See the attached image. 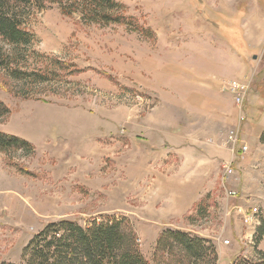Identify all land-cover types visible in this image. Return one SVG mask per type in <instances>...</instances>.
Returning a JSON list of instances; mask_svg holds the SVG:
<instances>
[{
  "label": "rangeland",
  "instance_id": "374dc122",
  "mask_svg": "<svg viewBox=\"0 0 264 264\" xmlns=\"http://www.w3.org/2000/svg\"><path fill=\"white\" fill-rule=\"evenodd\" d=\"M117 1L149 28L162 21L165 13L177 38L180 12L188 9L193 19L202 20L222 39H231V0ZM25 13L24 27L33 35L27 53L75 65L81 72H64L61 81L39 85L24 98L17 94L19 84L0 71V103L8 109L0 115V132L34 147L32 154L0 151V263L23 264L24 247L50 222L66 219L84 226L104 217L123 216L135 231L148 264H159L155 242L165 229L209 240L217 251V264H232L239 258L256 264L253 236L258 222L253 218L251 224L245 223L244 218L253 208L264 213V144L258 136L264 129V59L260 65L252 64L242 78H231L235 71L223 73L228 92L232 80L245 87L242 104H231L230 125L215 128L218 135L226 130L224 145L233 158L221 163L215 189L195 203L191 212L175 218L156 212L163 205L154 197L156 186L146 185L144 191L135 193L133 182V174L141 175V170L133 164L132 146L147 145L143 129L158 107L147 87L163 85L165 80L163 59L153 49L155 42L124 26L84 25L75 15L61 14L56 5ZM236 19L238 25L241 19ZM168 29L160 25L158 30L165 35ZM39 67V62L31 60L26 68ZM121 87L151 100L135 98ZM223 107L228 109L227 100ZM64 116L66 121L75 120L78 129H67L66 122L56 121ZM231 132L235 141L229 140ZM241 146L247 150L242 152ZM94 152L103 155L97 167L85 161ZM224 165L231 166L232 174L223 173ZM144 172L147 176L149 170ZM257 249L264 251V240Z\"/></svg>",
  "mask_w": 264,
  "mask_h": 264
},
{
  "label": "crops",
  "instance_id": "0c3cea01",
  "mask_svg": "<svg viewBox=\"0 0 264 264\" xmlns=\"http://www.w3.org/2000/svg\"><path fill=\"white\" fill-rule=\"evenodd\" d=\"M180 13L178 38L165 13L154 26L149 22L156 34L153 49L163 59L160 66L165 80L163 85L148 84L147 92L158 107L143 129L147 145H134L131 152L133 164L141 170V175L133 174L135 193L144 191L146 185L156 186L154 197L163 202L156 212L175 218L191 212L195 203L215 189L221 163L233 158L224 145L226 130L220 135L215 131L217 126L230 125L234 111L223 73L235 71L231 78H242L252 64L260 65L264 59V0H231V39L225 40L199 18L193 19L192 11ZM238 17L241 20L236 25ZM159 24L169 27L165 35L159 33ZM224 100L228 109L223 107ZM64 118L56 121L66 122L67 129H78L75 120H67L68 124ZM94 153L85 161L97 167L103 155Z\"/></svg>",
  "mask_w": 264,
  "mask_h": 264
},
{
  "label": "trees",
  "instance_id": "16d2710c",
  "mask_svg": "<svg viewBox=\"0 0 264 264\" xmlns=\"http://www.w3.org/2000/svg\"><path fill=\"white\" fill-rule=\"evenodd\" d=\"M52 5H56L65 16H77L84 25L124 26L144 39L156 40L155 32L129 15L126 7L117 0H0V71L19 84L17 94L24 98H29L33 88L39 85L61 81L64 72L67 75L81 72L75 65H66L34 51L27 53L33 35L24 27L25 11L31 8L42 10ZM31 60L39 62L41 67L27 69ZM121 89L135 93L133 89ZM0 110V115L8 113L2 103ZM259 141L264 144V129ZM10 150L32 154L34 147L27 140L0 132V151ZM201 208L200 214L204 212ZM256 216L254 256L256 264H264V251L257 249L264 240V213L260 215L257 209ZM154 250L159 264L218 262L217 251L209 240L185 231L163 230L156 239ZM23 260V264H148L135 231L123 216L104 217L84 226L66 219L50 222L26 244ZM232 264H246V261L239 258Z\"/></svg>",
  "mask_w": 264,
  "mask_h": 264
},
{
  "label": "built area",
  "instance_id": "2783aa9c",
  "mask_svg": "<svg viewBox=\"0 0 264 264\" xmlns=\"http://www.w3.org/2000/svg\"><path fill=\"white\" fill-rule=\"evenodd\" d=\"M239 88H242V90L239 91ZM244 88H245L244 85L239 81L232 80L230 82L229 92L232 95L234 104L239 105V106L242 104L243 99H244ZM137 92L138 91H135V93H134L135 98H141L142 99V97H144V98L151 100L150 96H148V95L144 96L140 92H138V93ZM229 140L235 141V134L233 132H231V134L229 136ZM240 150L242 152H245L247 150V147L241 146ZM222 168H223V173L226 172L228 174H232V170H231L230 165H224V167H222ZM231 195L235 196V194L233 192H231ZM256 214H257V209L253 208L251 213H249L248 215H245L244 222L251 224L253 218L256 220V222H258Z\"/></svg>",
  "mask_w": 264,
  "mask_h": 264
}]
</instances>
